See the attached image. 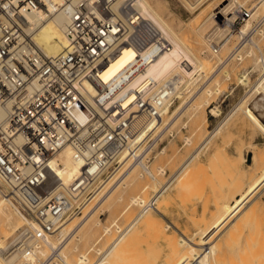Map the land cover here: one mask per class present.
Instances as JSON below:
<instances>
[{
  "label": "built area",
  "instance_id": "2783aa9c",
  "mask_svg": "<svg viewBox=\"0 0 264 264\" xmlns=\"http://www.w3.org/2000/svg\"><path fill=\"white\" fill-rule=\"evenodd\" d=\"M49 2L0 0V104L9 111L0 124V182L27 219L12 243L21 244L29 262L34 248L83 213L108 181L129 172L136 160L149 161L148 136L135 141L147 122L141 127L138 122L160 116L157 111L191 93L206 77L205 72L190 79L173 74L155 91L150 90V78L139 81L170 48L139 11V0L55 4L69 11L66 46L59 55L47 57L27 32L26 15L46 10L47 16ZM249 13L242 7L236 19ZM128 49L136 57L105 81L102 75ZM65 149L71 150L79 169L70 182L61 175L59 155ZM152 205L144 203L139 212ZM129 224H111L113 241ZM113 241L88 264H100ZM54 255L49 253L45 262L55 260Z\"/></svg>",
  "mask_w": 264,
  "mask_h": 264
},
{
  "label": "rangeland",
  "instance_id": "374dc122",
  "mask_svg": "<svg viewBox=\"0 0 264 264\" xmlns=\"http://www.w3.org/2000/svg\"><path fill=\"white\" fill-rule=\"evenodd\" d=\"M208 1H207V3H205V5H204V3L202 5H200L199 10L197 9L193 12H191L189 9H187L181 0H157V2L155 0V3L160 6V11L163 13V16L165 17L166 20H168V22L173 27H175L176 29L181 28V30H183V32H185V34H187L186 36H188L189 34H191V36H192L191 26H194V25L196 26V21H193V20H195V17L197 16V14H199V12L204 7L209 6V4H210V6L216 5L219 2H223L224 0H208ZM205 2H206V0H205ZM161 3H163V4H161ZM227 3H228V1L225 2V4H227ZM242 7H246L248 9H250V8H253V5L250 4V2H249V4L246 2H243V4L241 3L237 7L235 6L234 10H236V8H237V11L238 10L240 11V8H242ZM260 8L261 9H259V6H258L255 9V11L257 10L258 14L256 13L255 18L252 19L253 23L251 24V28L248 31V33L244 36H241V38L239 37L240 30H242L245 23L251 18L252 13H249L250 17H248V18L235 19L234 23L232 24V26L230 28V33H229L230 35H228V33H224L223 36H222V34L217 35L218 34L217 27H220V25H221L219 20H216L217 25L214 24V25H212V27H210L208 29L209 33L206 32L207 36L209 35V36H211V39L213 38L212 39L213 45L215 44L217 46L220 43H221V45H223L224 43L227 42V40H229L228 46L226 48H224V50H223L224 52H222V57L224 58L223 60L227 59L228 55L231 53V51L234 48L235 49H236V47L240 48V46H241L242 52H244L245 58H246L245 60L243 59L244 60L243 62L242 61L239 62V61L234 60L233 62L231 61V62L223 63V64L220 62L219 63L217 62L218 63L217 64L216 60H215L216 58H213V60H212V57H214V56H212L211 53H209L208 51H203L201 54V57L205 60V64H206L205 69H206L207 75H206L205 79L201 83H199V86L196 87L195 90H193V91L195 92L196 89H198V88L200 89L201 87L203 88L204 86H207L206 82H208V78L211 81L214 79V82H215V80H220L221 85H224V86H222V89L225 92L223 91L222 95H218L217 97H214L213 99L210 100V103L214 102L215 104L213 103V105L218 106L219 109H221L220 116L213 115L209 111L207 106L204 105L203 108L201 109L202 111L200 110L201 112L199 111L197 114H195L197 116H196V119H194L195 115L192 113L194 110L192 111L191 110L192 107L189 106L190 103L192 102V98H193L192 96H194V95H192L193 91L189 94L187 93L186 95H184V97H181L179 100L175 101V103L173 104V107L171 109V110H175V107L176 108L178 107V110L174 111L175 114L172 117H169V119L167 118V120H165L163 126H161L158 129V131H156L155 133H153V131H151V133L147 137L145 152L147 151L150 159L148 162H145V164L154 173L153 175L156 177V182L153 181V179L146 172L144 173L143 169H141L140 166L137 167L135 164V166H134V167H136L135 170L132 172V174H130L127 177L128 179L126 178V180L123 182L124 184L126 183V186H124V184L118 185V187H116V190L113 193V195L122 194L123 200H121V203L118 202L117 205L112 204L110 207H108L111 200L106 199L108 202L106 200H105L106 202L105 201L100 202V200H102L103 198H101L99 200V198L101 196V194H99V196L95 199L96 201L94 200L92 202L93 204L91 203L92 205L89 206L85 210V212H83V213H81V214H79L73 218H69L66 222L70 224L69 227H71V228H69L68 235L66 237L65 242L63 243V245L66 244V246L64 245V247L62 248L64 251L62 250V253H61V256L63 258L66 256V258H64L65 260L68 259V260H66V262L68 264L69 263H72V264L76 263L77 264L78 263L77 261L79 260L78 258L80 257L78 255H82V254H88L91 259H94L95 255H96V249L107 246L116 236V231L114 229H112L111 224L114 221H118L120 224L124 225V224L128 223L129 221H131L132 218L138 214L139 207L137 205L130 204L131 203L130 198L133 196L134 197L140 196L144 199L146 198V200H147L150 196H152V193L154 194L158 189H160V187L165 182H167L169 180L170 176H173L175 174V172L178 170V168L181 167L182 163L185 162V160L189 157V155H191V153H193V151H195V149H197L202 144L203 139H205V137H207L209 135V133L212 132L220 124L221 121H223V118L227 117V115H229L230 113L233 114L234 112H235L234 113L235 114L234 119L233 120L230 119L231 122L230 123L228 122L229 124L226 123L227 124L226 126L224 125V127L222 128V130L220 131L218 136L216 135L215 136L216 138L214 137L209 142L206 149H204L201 153H199L190 162L189 167H187L185 169L184 173L182 175H180V177H178L177 180L173 184H171V188H169V191L164 196H162L160 198V200L157 203V207L159 208L160 213L158 216L155 217L156 219L154 218V220H155L154 224H155V226H157L159 224H169V226L171 228L170 227L168 228V232L165 236L173 237L174 233H176V235L180 234L182 236H183V233L189 234V235H195L196 231H198L197 227H199L200 224L204 225V223L202 222V219L206 220V222H205L206 225H207V223L208 224L211 223L209 226V227H211L213 225V223L217 220V217L219 215V213H218L219 207L220 208H221V206L223 207L228 202L229 203L232 202V204H231L232 206L235 205L237 202H240L238 205V208H237L238 211H235V214L232 213L230 218L227 220V222L225 224V226H226L225 230L223 229V231H224L223 234L224 235L226 234L225 235L226 237L224 235L223 236L227 240L229 239L228 238V236H229L230 237L229 240H231L229 242H231L233 244V247H232V244L230 243L231 246H229L227 248V251H228L227 253L231 252L236 247H238V249H239V246H240V248H242L241 252L243 255L237 249L238 253L234 252L231 254H227L226 261L232 257V254H233V256H236V254H239V255L241 254L242 255V256L240 255L241 258L239 257V255H238V257L242 260L237 259L238 258L237 256H236L237 258L235 257L237 260L233 258L234 260L237 261L236 264H239L240 261H241V264H245V263L248 264L251 262V259L252 260L254 259L255 261L260 259L257 263H254V264H264V191L262 193L258 194L259 192L262 191V189L264 187V182L261 183L260 185H258L256 188H254V190L251 193H248V194L246 193L249 189V187L247 188V186L250 183H252L253 181L254 182L252 184H254L256 182V180L261 175L260 173H258L257 175H254V176L252 175L253 171L251 170L252 167H250V166H252V160H251L252 156H251V153H249V150H250L251 146H254L257 150L261 151L264 155V133H262L259 129H255L256 127H254L247 120L246 116L243 115L244 113L242 111H240V113L238 112L239 115H237V111H234V112L231 111L245 97L247 92H248L247 93L248 95L251 94L250 93V92H252L251 87H253V85L258 81L259 76H260L261 71L260 70L258 71V69L257 68L255 69V66H253L255 64L254 63L255 58H258L259 56H260L259 58H262V56H264V5L261 6ZM238 12H237V14H238ZM191 21H192V23H190ZM189 24L190 25L192 24V25L190 26ZM187 28H189L190 30ZM216 36L217 37L220 36L219 37L220 39L217 38L219 40V42L216 40ZM248 52H250V53H248ZM208 54H210V55H208ZM208 56L209 57L211 56L210 57L211 61H209L210 58ZM207 66H208V68H207ZM251 67H254V68L251 69ZM225 71L230 72L228 80H226L225 74H223V73H225ZM245 71H247L246 73L249 76L248 78L251 80L250 86L249 85L245 86L244 84L243 85L240 84L241 81L239 80V78L241 76H243L244 74L246 75ZM214 82H212V83H214ZM262 95L263 94H261L259 96L261 97ZM199 97H197V98H199ZM182 98H186V99L182 100ZM197 98H195L194 101L197 100L198 102H201V99H197ZM195 103H196V101H195ZM251 106H253V105H251ZM189 111H190V113L188 114L187 112H189ZM203 111H204V113H203ZM254 112L256 113V115H258L259 118L261 117L260 120L264 124V116H263L264 111H254ZM204 115H206V118L208 120H207L205 127L199 130V132H200L199 133L198 130L196 129V127L199 123L203 124V118L205 117ZM242 115L245 117H243ZM189 120H190V122H189ZM193 121H195V122H193ZM226 127H227V129H226ZM192 129H194V130L196 129L195 132ZM256 130L259 132H257ZM152 133H153V135H152ZM251 133H253V134H251ZM192 134H194V135H192ZM249 134H251V135H249ZM227 135H228V137H227ZM189 137H190L191 143L188 144L185 141V139H187ZM251 137H252V139H251ZM155 140H156V142H155ZM247 142L249 144H247ZM243 144H244V146H243ZM255 144H256V146H255ZM241 147L243 149L241 151L242 157L239 153L241 150ZM239 148H240V150H238ZM216 150H217V152H216ZM219 151L221 152V154ZM223 151H226V153L225 152L224 153L227 154V156L224 155ZM215 153H217L216 155H218V153H219V155L215 157V155H214ZM243 157H245V160H243ZM213 158H217V159H213ZM213 162H216V163L214 164ZM231 163H233V164H231ZM230 165L231 166L232 165L240 166L241 172L243 174H245L244 178L242 177L243 174L235 176V174L231 170H229V169H231ZM157 166L162 167L165 170L164 174H159L158 171H156V169L158 168ZM233 168L235 169V167H233ZM226 172H228V173H226ZM231 172H232V174H231ZM218 174H220V175H218ZM138 175H139V177H138ZM141 175H142V177H140ZM229 175H231V176H229ZM119 176H116V178H118ZM133 176L134 177L136 176V177L134 178ZM248 176H249V179H248ZM250 176L252 179L250 178ZM184 177H186V178H184ZM223 177H225V178L223 179ZM138 179H139V181H138ZM183 179H188V180H183ZM235 179H239V180L244 182L245 185H243V187H244L243 190H245L246 192H244L241 195H237V197H236L237 201H232V199H231L232 195L231 194L235 188V186L232 183H234ZM198 181L202 182V183L200 184ZM149 182H151V183H149ZM130 183H131V186L129 185ZM147 183H149L150 186ZM154 184H156V185H154ZM201 185L203 187H201ZM146 187H147V189H146ZM151 188H153V189H151ZM0 189L3 193V195H6V197L9 198L7 196L8 194L6 193L7 190L1 182H0ZM142 189H144V190H142ZM196 189H198V190H196ZM104 191H105V189L103 190V192ZM144 191L147 194L146 196H145ZM219 191H221V192H219ZM217 193H220V194H217ZM186 198H187V200H186ZM164 200L167 202V204ZM11 201L13 203H15V205L18 207L19 212L22 213L23 215H25L20 210L19 205L13 199ZM110 208H112V209H110ZM203 208H204V210H203ZM221 209H223V208H221ZM223 211H224V209H223ZM239 212H240V214H239ZM246 212H248V213H246ZM220 214H221V212H220ZM92 215H93V217L91 218ZM88 216H89V218H88ZM95 216H97L98 220H100L101 226H99L96 231L94 230L95 234H92V232H91L88 235H84V228L85 227L83 226L84 224L82 222H84V220H86V218H88V220L90 219V221L95 220V219L97 220V217H95ZM239 216H240V218H239ZM245 216L247 219L245 218ZM94 217H95V219H94ZM200 218H201V220H199ZM232 220H234L233 221L234 223L231 222ZM73 222H75V223H73ZM236 222H240V223H236ZM71 223H73V224H71ZM235 223L239 224V225H236ZM66 224H65V226H66ZM24 225L22 227H24ZM79 225H81L82 227H80ZM240 225L242 226V228L240 227ZM105 226H107V228H110L112 230L111 234L109 233L110 235L106 234L104 232L105 228H106ZM206 227H208V225ZM21 228L19 230L15 231L12 236L8 237L7 240L5 241V243L8 244L10 241H11L10 243H12L14 241V239L19 235ZM81 228H83V229H81ZM175 229H177V231ZM230 229H232V232H230ZM234 229H235V231L240 230L239 232L236 233V236H238V238H236V236H233L236 239L230 236L232 234H235L233 232ZM79 231H81V232H79ZM174 231H176V232H174ZM219 232H216V233L219 234ZM221 232H222V230H221ZM229 232L231 233L230 235H229ZM137 234L139 236L141 235L140 237L142 239L141 240L142 242H140V244H138L136 246V248L138 250H135L136 251L135 254H134L133 250L128 251L129 262H126V264H129V263L130 264H139V263L140 264H147V263L152 264V263H155V261L157 260V259H155L156 255L158 257L160 254L159 248L161 245L162 246L164 245L165 240H164L163 236L159 237L158 234L150 232V228L146 222L145 216L141 217V219L138 220L137 224L124 237L125 241L123 240L122 241L123 243L120 242V244H119L120 246L119 245L118 246L122 247L123 245H125V242L127 240H131ZM218 234H216V235H218ZM57 235H59V233ZM78 235H81L82 239H79L77 237ZM83 235H84V237H83ZM89 236H91V239ZM55 237L57 238L58 236L55 235ZM55 237H53V239H55ZM127 237H129V238H127ZM156 238L158 240H156ZM220 238H223V237L220 236ZM74 243L76 244L77 247H80L77 249V250H79V252H76L77 250H74V248H73V247H75ZM118 246H117V249H118ZM157 248H158V251H157ZM117 249H115V250H117ZM155 249H156V252L154 251ZM152 250H153V252H152ZM233 251H236V250L234 249ZM63 252H65V253H63ZM114 252H116V251H113L108 256V263L114 260L113 259L114 258ZM49 253H51L50 250L48 251V254ZM154 254H156V255H154ZM141 255H142V257H141ZM228 255L230 256V258L228 257ZM245 255H247L249 257L250 262L247 261L248 263L247 262L243 263V261H246L245 258L247 256L244 257ZM46 256H44V257H46ZM253 256H254V258H252ZM256 256H258L257 260L255 259ZM44 257L42 256V258H40L41 260L39 261L38 264H42L43 262H45L46 258L44 259ZM243 257L245 260L243 259ZM144 259H146V260L144 261ZM152 260H154V262H152ZM131 261H132V263H131ZM232 261L233 260H231V261L228 260L227 264H231ZM44 264H49V262H45ZM61 264H63V263H61Z\"/></svg>",
  "mask_w": 264,
  "mask_h": 264
},
{
  "label": "bare ground",
  "instance_id": "6f19581e",
  "mask_svg": "<svg viewBox=\"0 0 264 264\" xmlns=\"http://www.w3.org/2000/svg\"><path fill=\"white\" fill-rule=\"evenodd\" d=\"M181 1L183 2V4L185 5V7L187 9H189L191 12H193V11H195L197 9L199 10L200 5H202L203 3L205 5V3H207L208 0H206V2H205V0H181ZM227 1H228V3L225 4V2H227ZM61 2H62V0H51V2H49L48 5H47L48 11L50 12L47 16L45 14L46 10L44 12H33V13H29V14L26 15L27 21L29 22V24L27 25V32L29 34H33V39L36 42V44L39 46L41 51L47 57H50V58L59 55L64 50V48L66 46L65 31H66V27H67L69 19H70V15H69V11L67 9H61V10L56 9V5L55 4L61 3ZM156 2H157V0H156ZM243 2H246L248 4L250 2V4L253 5V8L249 9V12L252 13V15H251V18L245 23V25L243 26L242 30H240V35H239L240 38H241V36L246 35L248 33V31L250 30L251 24L253 23L252 19L255 18V15L257 13V10L255 11V9L258 6H259V9H261L260 7L264 5V0H224L223 2H219L218 4L211 5V6L208 3L209 6H206L204 8L202 7L203 9L202 10L200 9L201 11L199 12V14H197V16L195 17V20H193V21H196V26L195 25L191 26L192 24L191 25L189 24L191 26L192 36H191V34L186 36L187 34H185V32H183V30H181V28L180 29H176L175 27H173L168 22V20L165 19V17L163 16V13L160 11V6L155 3V0H139L138 9L141 12V14L147 20L151 21L161 31V33L164 35V37L170 43V48L168 50H166L165 52L161 53L160 55H158V57L148 67L147 71L142 75V77L139 78V81L141 79L145 78V77L150 78L152 80V85L150 87V90L151 91H155L156 89H158V87L162 83L167 81L173 74H177V73L181 74V76H183L186 79L192 78L193 75L198 73V72H200L199 77L200 76L202 77L204 72H205L204 76H206L207 72H206V69H205V66H206L205 60L201 57V54H202L203 51H208L209 53H211V55L214 56V57H212V60H213V58H216L215 59L216 63L220 62V63L223 64V63H228V62H231V61L233 62L234 60L235 61H239V62L240 61L243 62L246 58H245L244 52H242L241 46H240V48L239 47H236V49L234 48L231 51V53L228 55L227 59L223 60L224 58L222 57V52H224L223 51L224 48H226L228 46L229 40H227V42L224 43L223 45H221V43H220L217 46L214 44L215 45L214 46L212 44V41H213L212 39L213 38L211 39V36H209V35L207 36L206 35V32H208V29L210 27H212V25H214V24L217 25V21L216 20H219L221 25H220V27L216 26L218 34L215 31L214 32L217 35L222 34V36L224 35V33H228V35H230L229 34L230 33V28H231L232 24L234 23V21H235V19L237 17V12L239 11V10L237 11V8H236V10H234L235 6L237 7L239 4H241V3L243 4ZM163 3H161V4H163ZM239 12H238V14H239ZM190 23H192V21ZM187 29H189V28H187ZM219 37L216 36V40L218 42H219V40L217 38H219ZM248 53H250V52H248ZM208 55H210V54H208ZM135 57H136L135 51H133L132 49L126 50L115 63H113L111 66H109V68L106 70V72L102 75V78L105 81H108L115 74H117L121 69H123L127 64H129ZM259 57L255 58V60H254L255 64L253 65V66H255V69L257 68L258 71L259 70L261 71L259 79L257 78L258 81L256 80L257 82L253 85V87H251L252 88V90H251L252 92H250L251 94L248 95L247 94L248 92H247L245 97L239 102L238 105L236 104L237 106L234 109H232L231 111H233V112L237 111V115H239L238 112L240 113V111H242L244 113V114L243 113L242 114L246 116L247 120L254 127H256L255 129H259L262 133H264V124L260 120L261 117L259 118L258 115H256V113L254 112V111H264V56H262V58H259ZM209 61H211V58H210ZM207 68H208V66H207ZM252 68H254V67H251V69ZM228 72L225 71V73H223V74H225L226 80L229 79L230 72L229 73ZM246 72L247 71H245V73ZM246 75H247V73H246ZM248 77L249 76L248 75L245 76V74L243 76H241L239 78V80L241 81L240 84H242V85L244 84L245 86L246 85L250 86L251 85L250 84L251 80ZM212 82H214V79L211 81L208 78V82H206L207 86H204L203 88L201 87L200 89L198 88V89H196L195 92L193 91L192 95H194V96H192L193 97L192 98V102L190 103L189 106L192 107L191 108L192 111L194 110L192 112L194 115L197 114L203 108V106L205 105V106H207V108L209 109V111L213 115L220 116L221 112H220L219 107L218 106H214L213 105L214 102L210 103V100L213 99L214 97H217L218 95H222V93L224 91L222 89V86H224V85H221V81L220 80H215L214 83H212ZM193 88H195V86ZM261 94H263V95L260 97L259 95H261ZM197 97H199V98H197ZM195 98L201 99V102H198L197 100H195L196 101V103H195V101H194ZM184 99H186V98H182V100H184ZM251 105H253V106H251ZM172 107H173V104L168 103V104H166V106L164 108V111H157V112H159L160 116L148 117V118H145L143 121H139V122L137 121L138 122L137 125L140 126V127L143 124H145L146 122H147V125L145 126V128H143L139 132V136H137L135 138V141H140L144 137H147L151 133V131H153V133L158 131V129L161 126H163L165 120H167V118L169 119V117H172L175 114L174 111L178 110V107L177 108L175 107V110H171ZM8 113H9L8 107L0 104V124H2L6 120V118L8 116ZM187 113L189 114L190 111L187 112ZM203 113H204V111H203ZM234 113L233 114L230 113L229 115H227V117H224L223 121H221L220 124L212 132H210L208 136L206 135L207 137H205V139H203L202 144L197 149H195V151H193V153H191V155H189V157L186 160L184 159L185 162L182 163L181 167L178 168V170L175 172V174L173 176H170V178H169V180L167 182H165L164 184L162 183L163 185L160 187V189H158L154 194L152 193V196H150L147 200H146V198L144 199V198H142L140 196H136V197L133 196V197L130 198V201H131L130 204L137 205L138 207L143 205L144 203H147V202L149 203L151 201V203L153 204L152 208H148L145 211L142 210L141 212H138V214L135 217L132 218V220L130 221V224L128 226V229L123 234H121L118 238H116L115 241L112 240L113 242L110 244V246L107 249L106 253L103 255L104 258L103 259L101 258L100 264H126V262H129L128 251H132L133 250V252L135 254V252H136L135 250H138L136 248V246L138 244H140V242H142L141 241L142 239L140 237L141 235L139 236L137 234L131 240H127L125 242V245H123L122 247H119L120 246L119 244H120V242H122L124 240V237L127 235V233L137 224L138 220L141 219V217H143V216H145L146 222H147V224H148V226L150 228V232L158 234L159 237L163 236V238L165 240L164 245L163 246L161 245L160 248H159V250H160L159 256L157 257V255H156L157 253L154 254V255H156L155 259H157V260L155 261V263H152V264H160V263L161 264L162 263L163 264H227L228 260H230V261L233 260L231 262V264H236L237 263L236 260L241 258L240 255L242 254V252H241L242 248H240V246H239V249H238V247L234 248L236 251H233L234 250L233 249L231 252L227 253L228 252L227 248L229 246H231L230 245L231 242H229L231 240H229L230 239L229 236H228V238H229L228 240L226 238H224V236L226 234L225 235L223 234V232H224L223 229L225 230V227H226L225 224H226L227 220L230 218L231 214L232 213L235 214V211H238L237 208H238V205H239L240 202H237L233 206L231 205L232 202L231 203H229V202L226 203L223 207L221 206V208H223L224 211H223V209H221L219 207L218 208L219 215L217 217V220L214 223L212 222L213 225L211 227H209L211 223L210 224L207 223L208 227H206L207 226L205 224L206 220L202 219V222L204 223V225L200 224L199 227L196 226L198 228V231H196L195 235H189V234H184L183 233V236H182L180 234L176 235V233H174L173 237L165 236L167 234V232H168V228L170 227L169 224H159L157 226H155V224H154L155 223L154 218L156 216H158L159 213H160V210L157 207V203L160 200V198L162 196H164L169 191V188H171V184H173L177 180V178L180 177V175H182L184 173L185 169L187 167H189L190 162L199 153H201L204 149H206V147L209 144V142L216 135L218 136V134L220 133V131L222 130L224 125L226 126L227 125L226 123H228V122L230 123L231 122L230 119H232V120L234 119V117H235ZM196 116L197 115H195V117L193 116L194 119H196ZM204 116L205 117L203 118V124L202 123H199V124L197 123L198 124L197 127L194 125L196 127V129L198 130V132H199L200 129L204 128L206 123H207L208 119L206 118V115H204ZM245 116H243V117H245ZM189 122H190V120H189ZM193 122H195V121H193ZM138 126H136V127H138ZM226 129H227V127H226ZM192 130L195 132L194 129H192ZM257 132H259V131H257ZM153 133H152V135H153ZM251 134H253V133H251ZM251 134H249V135H251ZM192 135H194V134H192ZM227 137H228V135H227ZM251 139H252V137H251ZM185 141L188 144L191 143L190 137L185 139ZM155 142H156V140H155ZM247 144H249V143L247 142ZM243 146H244V144H243ZM255 146H256V144H255ZM242 147H241V150H240V148L238 149V150H240L239 153H240L241 157H242V152L241 151L243 150ZM216 152H217V150H216ZM224 152L226 153V151H223V153ZM225 153H224V155L227 156V154H225ZM249 153H251V156H252L251 157L252 166L249 165L250 167H252V169H251L253 171L252 175L254 176V175H257L258 173H260L261 175L256 180V182L254 184H252L254 182L253 181L252 183H250L247 186V188L249 187L247 192L245 190H243V188H244L243 185H245L244 182L239 180V179H235L234 183H232L235 186L234 191H232V194H231L232 195V198H231L232 201H237L236 200L237 199L236 198L237 195H241L244 192H246L247 194L251 193L254 190V188H256L258 185H260L261 183L264 182V155H263V153L261 151L257 150L254 146L250 147ZM216 154L217 153L214 154L215 157L219 155V153H218V155H216ZM220 154H221V152H220ZM137 155L140 156V154H136V156ZM141 155H143V154H141ZM217 158H213V159H217ZM145 159L136 160L134 162V165H133L132 169L129 172L123 174L122 176H119L118 178H115V179L113 178V180L108 181L106 186H105V188H104L105 191L103 193L102 192L100 193L101 196H100L99 200L101 198H103L102 200H100V202L101 201L103 202L106 199H110L111 201H110V204H109L108 207H110L112 204L117 205L118 202L121 203V200H123L122 199V194L113 195V193L116 190V187H118V185H120V184H124L123 182L126 180V178L130 174H132V172L136 168V167H134L135 164H136L137 167L140 166V168L143 169V172L144 173L146 172L153 179V181L156 182V177L153 175L154 173L150 170V168L145 164V162H147ZM59 160L63 164V169H62V172H61L62 178L66 182H70L79 172L78 165L73 159V155H72L71 150L70 149L63 150L60 153V155H59ZM243 160H245V157H243ZM213 163L215 164L216 162H213ZM231 164H233V163H231ZM233 167H235V169ZM230 168L231 169H229V170H231L235 174V176L243 174L241 172V170H240V166L232 165ZM157 169H156V171H158L159 174H164L165 170L162 167H158ZM232 172H231V174H232ZM226 173H228V172H226ZM218 175H220V174H218ZM229 176H231V175H229ZM244 176H245V174L242 175L243 178H244ZM138 177H139V175H138ZM140 177H142V175ZM184 178H186V177H184ZM224 178L225 177H223V179ZM250 178H251V176H250ZM248 179H249V176H248ZM183 180H188V179H183ZM138 181H139V179H138ZM149 183H151V182H149ZM149 183H147V184H149ZM199 183L201 184L202 182H199ZM129 185L131 186V183ZM154 185H156V184H154ZM202 185H201V187H203ZM124 186H126V183L124 184ZM149 186H150V184H149ZM144 189H142V190H144ZM146 189H147V187H146ZM151 189H153V188H151ZM196 190H198V189H196ZM263 191H264V187H263L262 191L259 192L258 194L262 193ZM219 192H221V191H219ZM217 194H220V193H217ZM146 195L147 194L145 192V196ZM186 200H187V198H186ZM166 204H167V202H166ZM110 209H112V208H110ZM203 210H204V208H203ZM220 212H221V214H220ZM246 213H248V212H246ZM239 214H240V212H239ZM93 215L91 216V218L93 217ZM240 216H239V218H240ZM246 216H245V218H246ZM95 217H97V216H95ZM95 217H94V219H95ZM88 218H89V216H88ZM88 218H86V220H84V222H82L84 224L83 226L85 227L84 228V235H88L91 232H92V234H95L94 230L96 231L97 228L99 226H101V222H100V220H98V217H97V220L95 219V220H91V221H90V219L88 220ZM199 220H201V218ZM233 221L234 220H232L231 222H233ZM240 222H236V223H240ZM26 223H27V219L25 218V216L22 213L19 212L18 207L15 205V203H13L11 201L10 198H7L6 195H3V193H2V191L0 189V249L3 251V252L0 253V264H32V262H34V264H36V263L38 264V261L41 260L40 258H42V256L43 257L46 256L48 254L49 250L51 252H54L55 253L54 256L56 257L55 260L49 262V264H61V263L68 264L66 262V260H68V259L65 260L64 258H66V256L63 258L61 256V253H62V250H63L62 248L64 247V245L66 246V244L63 245V243L66 240L69 228H71V227H69V225H70L69 223L66 222L67 223V224L65 223L66 226H65V224H63L64 227L62 226L61 227L62 229L60 228L61 230L59 229L56 232V234L52 235L51 237H48L47 240H45L41 244V246L39 245L38 247L34 248V253L35 254H34L33 258H31L32 260L29 259L30 262L26 261V260H28V259L25 258V255H24V253L26 251L21 246V244L10 243L11 241L9 242L10 244L8 243L9 245L7 243H5V241L7 240L8 237L12 236L15 231L19 230ZM29 223H30L31 227L35 228L34 223H31V222H29ZM73 223H75V222H73ZM73 223H71V224H73ZM81 225H79V226L82 227ZM236 225H239V224H236ZM105 227L106 228H105L104 232L106 234H109V233L111 234L112 230L110 228H107V226H105ZM240 227L242 228L241 225H240ZM81 229H83V228H81ZM235 229L233 231L235 234H232V235H230L231 234L230 232H232V229H230L229 235L231 237L236 236V233L240 231V230L239 231H235ZM175 230L177 231V229H175ZM221 230H222V232H221ZM176 231H174V232H176ZM79 232H81V231H79ZM216 232H219V234L216 233ZM58 233H59V235H57ZM216 234H218V235H216ZM55 235L58 236V237L56 238ZM84 235H83V237H84ZM220 236L223 237L224 239L220 238ZM53 237H55V239H53ZM77 237L79 239H82L81 235H78ZM89 237L91 239V236H89ZM129 237H127V238H129ZM233 238H235V237H233ZM236 238H238V236H236ZM156 240H158V239L156 238ZM117 246H118V249H117ZM232 247H233V244H232ZM73 248H74V250H77L80 247H77L76 244H75V247H73ZM100 249L101 248H97L96 251H99ZM115 249H117V250H115ZM237 249L240 251L241 254L240 255L236 254V256L238 257V255H239L240 258L239 257L237 258L236 256H233V254H232V257H231L232 259L228 255V257L230 259H228L226 261L227 254H231V253H234V252L238 253ZM113 251H116V252H114V258H113L114 260L113 261L110 260L111 262L108 263V256ZM154 251L156 252V249ZM157 251H158V248H157ZM76 252H79V250H77ZM152 252H153V250H152ZM63 253H65V252H63ZM78 256H80V257L79 258L77 257L79 259L78 261L76 260L78 262L77 264H88V261L91 262L93 260L89 256H87L86 254H82V255H78ZM246 256L247 255H245L244 257H246ZM141 257H142V255H141ZM244 257H243V259H244ZM257 257L258 256L255 257L256 260H257ZM233 258L236 259V260H234ZM252 258H254V256ZM245 259H246V261H243V263H245L247 261L250 262L248 256ZM145 260L146 259H144V261ZM240 260H242V259H240ZM259 260L260 259L255 261L254 259L253 260L251 259L252 263L251 262L250 263L254 264V263H257ZM152 262H154V260H152ZM131 263H132V261H131ZM250 263H248V264H250ZM69 264H72V263H69ZM239 264H241V261H240Z\"/></svg>",
  "mask_w": 264,
  "mask_h": 264
}]
</instances>
